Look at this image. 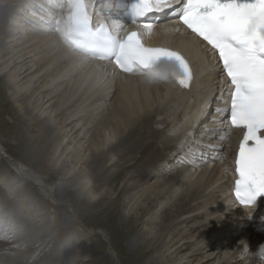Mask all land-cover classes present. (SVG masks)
I'll list each match as a JSON object with an SVG mask.
<instances>
[{
  "label": "bare ground",
  "instance_id": "1",
  "mask_svg": "<svg viewBox=\"0 0 264 264\" xmlns=\"http://www.w3.org/2000/svg\"><path fill=\"white\" fill-rule=\"evenodd\" d=\"M66 3L67 0H5L0 5V113L11 114L17 121L18 140L42 151L48 149L52 170L60 172L61 178L79 175H74L72 186L90 204L101 201L105 192H120L117 184L124 174L125 196L121 200L120 193H114L112 212L132 219L131 230L137 228L131 242L140 247L141 251L136 252L138 260L154 253L150 264H264V256L259 254L264 229L258 230L264 228V210H260L263 218L254 213L249 220L244 207L235 208L230 203L227 191L231 171L234 174L231 155L236 150L238 134L230 130L224 139L218 132L227 121L225 113L216 111L223 104L218 92H226L221 68L210 47L179 28L175 15L179 5L156 12L163 20L153 23L154 30L144 37L148 45H169L187 55L194 73L190 88L176 87L165 78L153 79L150 73H118L107 63L102 67L94 65L89 56L75 52L56 31V21L67 12ZM126 6V1L119 6L114 0H95L90 10L95 16L109 10L119 20ZM42 18L46 22L40 25ZM202 103L204 107L211 104L209 111L201 109ZM204 116L209 119L196 122ZM35 132L38 134L34 136ZM187 133L192 136L186 139ZM145 134L147 138H143ZM91 137H97L101 148L92 141L86 145L89 152H83L82 144ZM178 142L181 148L175 153ZM190 146L192 154L188 152ZM171 151L174 153L169 156ZM208 155L215 156V161L207 163ZM158 160H164L159 166L162 174L154 172ZM88 163L92 166L75 173L76 164L80 167ZM193 165L201 172L194 173ZM173 171L179 175L168 174ZM14 173L22 174L25 181L42 182L29 169L23 171L20 164ZM166 175L171 177L149 183L151 178ZM2 177L0 174V187ZM17 183L20 189L23 180L18 178ZM11 184L8 178L4 184L5 202L14 208L13 214H19L17 201L7 192ZM182 187L187 193L174 190ZM47 192L56 198L52 188ZM174 192L177 194L173 199ZM166 200L168 205L164 206ZM258 204L264 208V199ZM20 205L26 209L23 202ZM170 208L171 215L167 213ZM214 220H221L218 228L205 227ZM202 228L203 233H199ZM101 232L98 229L96 233L103 235ZM245 232L248 237L231 255L224 252L229 243L234 247L232 241L239 242L244 235H238ZM195 233L200 237L203 234L197 244ZM16 241L21 237L13 243ZM152 242L155 245L151 246ZM144 243L150 247L146 249ZM74 259L70 256L68 264ZM18 261L27 263L21 257L6 261L0 254V264Z\"/></svg>",
  "mask_w": 264,
  "mask_h": 264
},
{
  "label": "snow or ice",
  "instance_id": "2",
  "mask_svg": "<svg viewBox=\"0 0 264 264\" xmlns=\"http://www.w3.org/2000/svg\"><path fill=\"white\" fill-rule=\"evenodd\" d=\"M95 0H67L66 14L56 31L77 51L113 61L125 73H150L153 79L172 77L183 88L194 79L190 61L179 50L146 46L152 22L140 30L112 35L100 22L93 24L90 8ZM5 0H0L4 5ZM181 5L179 21L210 47L226 79L227 98L217 113H226L231 127L242 131L235 165L239 179L236 197L252 204L264 194V0H135L134 17H146ZM0 233L15 238L20 225L0 212ZM264 256V251L259 253Z\"/></svg>",
  "mask_w": 264,
  "mask_h": 264
},
{
  "label": "rangeland",
  "instance_id": "3",
  "mask_svg": "<svg viewBox=\"0 0 264 264\" xmlns=\"http://www.w3.org/2000/svg\"><path fill=\"white\" fill-rule=\"evenodd\" d=\"M46 13L43 15L44 17ZM41 20H43V22H39L40 25L45 24L44 22H46V19L44 20V18H42ZM53 125L55 126V124ZM16 127L17 121H14L11 114L0 113V160L3 165V168H1L2 170L0 169V174L3 176L2 179H4L1 184L2 187H0V190L3 192L0 193V200L3 201H0V208L3 210L2 212L10 214L19 223V236L21 237V241L13 243L19 236L12 238L6 236L4 233H0V246L2 245L0 247V254L5 256L6 261L21 257L22 261H24L23 263L27 262L26 264H68L71 263L69 261L70 256H73L75 259L72 264H77L78 261L81 262L79 264H150V260L155 255L154 253H151L152 255L147 254L145 259L138 260L137 258L136 252L141 250L140 247L131 242L137 229L131 230L132 219L129 221V219L127 220L122 214L118 216L112 212L113 203L111 202L114 201L116 197L114 193H120L119 198L121 200L122 197L125 196L122 193L124 189L122 179L125 175H121L120 182L117 184V191L120 190V192H114L113 194L105 192L101 201L90 204L81 199L78 192H76L75 186H72L75 181L74 175H76V177H79V175L72 174L71 176L73 178L70 176L69 178H61L60 172L58 173L52 170L51 162L48 161L49 159L46 154L48 149L42 151L40 148L38 149L37 146L35 147L22 140L19 141L18 133L15 134ZM91 131H93V129H91ZM126 131L125 135L128 137V130ZM90 133L91 132H89V134ZM33 134L35 136L38 132ZM143 138H147V135L145 134ZM95 141H97V137L89 138L87 142L82 144L81 150L88 153L89 151L86 147L89 146V142L95 143L96 146L98 144L101 148L99 141ZM87 144L88 146H86ZM178 145L176 147L177 149L174 151L175 153L180 151L181 145L179 142ZM174 152L171 151L168 155L170 156ZM214 157L215 156L209 157L210 160H208L207 163H209V161L214 162ZM19 164L22 166L23 171L28 172L29 169V171H32L36 176L35 179L41 180L42 182L35 181L34 179H27L25 181L22 174L15 175V168L17 165L19 166ZM72 164H75V160L72 161ZM163 164L164 160H158L154 166L156 168L154 172L162 174L159 172V166ZM78 165L79 164H76L75 173H78L77 171H80V169L84 170L86 166L89 168V165L92 166V163H88L85 166L80 164V167ZM128 169H130V167ZM189 171L193 174L192 171L194 170L190 168ZM198 172L199 171H194V173ZM173 173L175 174L174 171L168 174L174 175ZM175 175H179V172L177 171ZM167 177L168 175L160 178L154 177L153 179L151 178L149 183H156L154 181L160 182L162 178L166 179ZM8 178L13 184L10 185L11 189L7 192H10V197L17 201V207L20 210L19 214H13L14 208H11L8 203L5 202L7 200V195L5 193L4 184ZM18 178L23 180L20 189L17 187ZM48 188H52V194L56 196V198L53 199H56L60 204L55 203L52 197L47 195L50 193L47 192ZM178 189L179 188H176L174 190L177 193L180 190L186 191V187ZM176 192L173 193L171 198L174 199V196L177 194ZM184 192L182 196L185 202H187L188 197L185 195L187 192ZM198 201L200 200L197 199V202ZM21 202L25 204L26 209L20 205ZM150 204H152V202ZM191 204H193V202H191ZM167 205L168 201L164 206ZM172 209L173 208H170L167 213L173 212L171 211ZM139 213L141 217V212ZM233 213H235V211L232 212V214ZM171 214L172 213H170V215ZM26 221L28 224L25 223ZM205 221H207V223L209 222L207 219H205ZM220 223L221 220L219 223H215L214 220L205 227L211 230L213 226L218 228ZM210 226L211 228H209ZM98 229L102 231L101 233L103 235L96 233ZM202 230L203 228L199 233L202 232ZM199 233H195V237H197L194 241L195 244L199 241L198 239L201 241L203 237V234H201V237L198 236ZM242 235L244 234L241 233L238 236ZM243 239L244 236L239 242L237 239L233 240L235 241L234 243L232 241L234 247H230L231 245L229 243L224 252L229 251L228 254L231 255ZM150 244L151 246L155 245L154 242ZM144 246L146 249L150 247V245L146 243H144ZM19 264H22V262Z\"/></svg>",
  "mask_w": 264,
  "mask_h": 264
},
{
  "label": "clouds",
  "instance_id": "4",
  "mask_svg": "<svg viewBox=\"0 0 264 264\" xmlns=\"http://www.w3.org/2000/svg\"><path fill=\"white\" fill-rule=\"evenodd\" d=\"M262 251H264V244H261V245H260L259 252L261 253Z\"/></svg>",
  "mask_w": 264,
  "mask_h": 264
},
{
  "label": "water",
  "instance_id": "5",
  "mask_svg": "<svg viewBox=\"0 0 264 264\" xmlns=\"http://www.w3.org/2000/svg\"><path fill=\"white\" fill-rule=\"evenodd\" d=\"M50 199V198H49ZM53 199V198H52ZM51 200V199H50ZM53 201L57 204H60L56 199H53Z\"/></svg>",
  "mask_w": 264,
  "mask_h": 264
}]
</instances>
